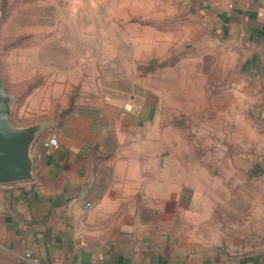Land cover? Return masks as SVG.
I'll return each instance as SVG.
<instances>
[{
    "label": "crops",
    "instance_id": "obj_1",
    "mask_svg": "<svg viewBox=\"0 0 264 264\" xmlns=\"http://www.w3.org/2000/svg\"><path fill=\"white\" fill-rule=\"evenodd\" d=\"M187 1L193 47L166 66L223 46L249 102L200 138L179 120L204 108L71 113L58 149L33 143L32 180L0 185V264H264V0ZM185 77L204 99L205 72Z\"/></svg>",
    "mask_w": 264,
    "mask_h": 264
},
{
    "label": "rangeland",
    "instance_id": "obj_2",
    "mask_svg": "<svg viewBox=\"0 0 264 264\" xmlns=\"http://www.w3.org/2000/svg\"><path fill=\"white\" fill-rule=\"evenodd\" d=\"M192 6L187 0H0V77L13 124L53 134L71 113L102 106L155 108L160 122L171 108H204L179 120L191 124L189 137H201L200 122L224 132L233 109L249 102L228 83L235 78L228 69L233 53L219 46L200 57L202 65L180 59L166 66L193 47L196 31L184 17ZM200 70L204 99L195 85L184 98L185 76Z\"/></svg>",
    "mask_w": 264,
    "mask_h": 264
},
{
    "label": "water",
    "instance_id": "obj_3",
    "mask_svg": "<svg viewBox=\"0 0 264 264\" xmlns=\"http://www.w3.org/2000/svg\"><path fill=\"white\" fill-rule=\"evenodd\" d=\"M40 131L37 126L18 128L13 124L9 97L0 77V185L32 180L30 151Z\"/></svg>",
    "mask_w": 264,
    "mask_h": 264
},
{
    "label": "built area",
    "instance_id": "obj_4",
    "mask_svg": "<svg viewBox=\"0 0 264 264\" xmlns=\"http://www.w3.org/2000/svg\"><path fill=\"white\" fill-rule=\"evenodd\" d=\"M41 144L45 149L56 150L59 148V135L54 133L43 140ZM261 250L264 252V240L261 242Z\"/></svg>",
    "mask_w": 264,
    "mask_h": 264
}]
</instances>
